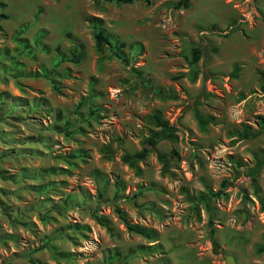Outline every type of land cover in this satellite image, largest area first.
Here are the masks:
<instances>
[{"label":"rangeland","instance_id":"rangeland-1","mask_svg":"<svg viewBox=\"0 0 264 264\" xmlns=\"http://www.w3.org/2000/svg\"><path fill=\"white\" fill-rule=\"evenodd\" d=\"M174 1L0 0V264H264V0Z\"/></svg>","mask_w":264,"mask_h":264},{"label":"trees","instance_id":"trees-1","mask_svg":"<svg viewBox=\"0 0 264 264\" xmlns=\"http://www.w3.org/2000/svg\"><path fill=\"white\" fill-rule=\"evenodd\" d=\"M114 1H119V2H124V3H129L132 2L133 0H114ZM189 1L190 0H176L173 2L172 4V8L173 9H185L188 7L189 5ZM0 17H3L2 15H0ZM93 27L95 28V31L93 32V39H94V47L96 48V50H100L101 47L103 45H106L108 48L112 49V44L113 41L108 37V35H106L103 31L102 28L98 27L96 24L93 25ZM123 46L122 43L118 44V49H120V47ZM203 54V48L202 46H194L191 48V62H195L199 59V57ZM79 57V53H75L74 54V59L77 61ZM143 89L146 90L147 92L152 93L154 96L156 97H160V98H172L175 97L176 95L172 92L169 91H165L162 90L160 88H155V87H151V86H147V85H143ZM199 100V95H196L193 99H192V103H197ZM153 118L155 119L156 123L162 127H168L167 122L162 120L158 115H153ZM261 119H263L261 117ZM258 134V131L256 132H245L244 135L248 136V137H254ZM142 158V153L140 151H135L133 153H124L120 156V159L128 164V165H133L134 163H136L138 160H140ZM255 160H256V164L257 165H262L264 163V150L260 151L258 154H256L254 156ZM199 198L201 200H205L206 199V195L203 193H199ZM114 212L116 213V215L122 220V222L124 223L125 227L127 230L138 233L140 235H144V236H148L149 232L145 231L142 227H139L135 224H130L128 222V220L124 217L123 212L118 208L114 206ZM98 223H100L101 225L105 226L106 228H108L107 226V222L103 221L102 219L98 218ZM208 236L210 239V243L212 245V250L215 252L216 251V247H217V242L216 240L213 238V231L212 229L208 230ZM256 249L258 251L264 250V246H257Z\"/></svg>","mask_w":264,"mask_h":264},{"label":"water","instance_id":"water-1","mask_svg":"<svg viewBox=\"0 0 264 264\" xmlns=\"http://www.w3.org/2000/svg\"><path fill=\"white\" fill-rule=\"evenodd\" d=\"M224 263L225 264H236L235 262H234V259H233V257L231 256V255H225V257H224Z\"/></svg>","mask_w":264,"mask_h":264}]
</instances>
